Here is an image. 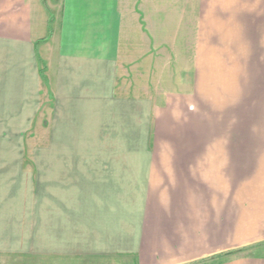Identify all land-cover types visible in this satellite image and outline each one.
I'll list each match as a JSON object with an SVG mask.
<instances>
[{
	"label": "crops",
	"instance_id": "0c3cea01",
	"mask_svg": "<svg viewBox=\"0 0 264 264\" xmlns=\"http://www.w3.org/2000/svg\"><path fill=\"white\" fill-rule=\"evenodd\" d=\"M239 1L0 0L4 264H264V137L202 136Z\"/></svg>",
	"mask_w": 264,
	"mask_h": 264
},
{
	"label": "rangeland",
	"instance_id": "374dc122",
	"mask_svg": "<svg viewBox=\"0 0 264 264\" xmlns=\"http://www.w3.org/2000/svg\"><path fill=\"white\" fill-rule=\"evenodd\" d=\"M204 20L202 136L264 137V0H240L238 17L224 10Z\"/></svg>",
	"mask_w": 264,
	"mask_h": 264
}]
</instances>
